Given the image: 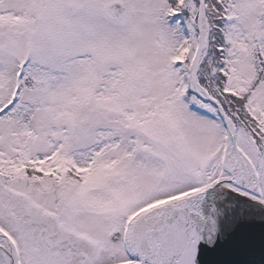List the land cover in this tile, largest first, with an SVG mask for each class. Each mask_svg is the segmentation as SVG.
I'll return each instance as SVG.
<instances>
[{"label":"snow or ice","instance_id":"snow-or-ice-1","mask_svg":"<svg viewBox=\"0 0 264 264\" xmlns=\"http://www.w3.org/2000/svg\"><path fill=\"white\" fill-rule=\"evenodd\" d=\"M0 264H264V0H0Z\"/></svg>","mask_w":264,"mask_h":264}]
</instances>
